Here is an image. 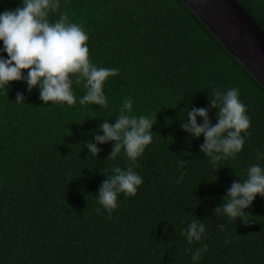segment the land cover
Returning <instances> with one entry per match:
<instances>
[{
  "label": "trees",
  "instance_id": "16d2710c",
  "mask_svg": "<svg viewBox=\"0 0 264 264\" xmlns=\"http://www.w3.org/2000/svg\"><path fill=\"white\" fill-rule=\"evenodd\" d=\"M234 1L264 32V0ZM59 3L49 21L67 12L88 35L90 62L119 74L104 82V108L79 104L83 79L73 84L72 106L45 105L39 86L28 92L24 80L0 89V264H264V197L245 210L247 224L216 212L250 166L264 168V89L181 0ZM22 4L0 0V14ZM231 88L251 126L234 158L213 163L201 151L204 136L181 125L188 111L204 108L214 126L219 109L210 100ZM125 98L131 115L156 117L152 143L135 163L123 149L109 159L116 141L95 140L102 124L116 123ZM88 142L100 149L95 157ZM129 166L143 183L135 196L118 194L109 214L100 188L115 167ZM192 220L206 231L189 243Z\"/></svg>",
  "mask_w": 264,
  "mask_h": 264
},
{
  "label": "clouds",
  "instance_id": "9594fccd",
  "mask_svg": "<svg viewBox=\"0 0 264 264\" xmlns=\"http://www.w3.org/2000/svg\"><path fill=\"white\" fill-rule=\"evenodd\" d=\"M60 9L59 0H23L21 7L0 14V41L8 59L0 57V89L7 88L13 81L24 80L27 91L39 86L40 99L45 105L48 102L75 105L77 99L73 93V84L81 79L85 82L86 94L80 98L79 104L107 106V97L103 92L104 82L119 74V69L97 67L90 62L88 35L82 25L69 21L68 13L60 15L56 22H50L49 12ZM27 70V76L23 75ZM24 96L16 94V103L24 104ZM132 100L125 98L116 123H104L100 131L104 135H96L99 144L116 141L109 159H115L123 149L127 158L135 163L142 155L145 147L152 143L151 128L156 117L131 115ZM212 108H218L217 123L211 125L208 111L204 108H193L187 112V121L181 127L193 137L204 136L205 142L201 151L211 158L213 163L234 158L245 143L244 136L250 128V118L246 115V105L239 99V89L231 88L226 92L217 91L210 100ZM125 111L129 114H124ZM204 123L198 124L197 117ZM87 147L93 157L100 149L96 143L88 142ZM113 175L100 188L98 202L109 214L117 207L118 194L135 196L138 186L143 183L140 175L129 166L113 169ZM260 195L264 197V168L253 164L247 171V178L242 183H233L225 197L223 212L232 220L243 219L245 210ZM100 211L99 208L96 209ZM221 230H224L222 228ZM204 224L192 220L186 236L189 243L199 241L205 233ZM225 243H228L226 240ZM207 244L201 251H207ZM201 251H197L194 259H199Z\"/></svg>",
  "mask_w": 264,
  "mask_h": 264
},
{
  "label": "water",
  "instance_id": "95a60500",
  "mask_svg": "<svg viewBox=\"0 0 264 264\" xmlns=\"http://www.w3.org/2000/svg\"><path fill=\"white\" fill-rule=\"evenodd\" d=\"M264 89V32L234 0H181Z\"/></svg>",
  "mask_w": 264,
  "mask_h": 264
}]
</instances>
